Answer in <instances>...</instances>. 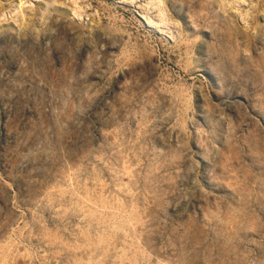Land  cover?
I'll return each mask as SVG.
<instances>
[{"label": "rangeland", "instance_id": "1", "mask_svg": "<svg viewBox=\"0 0 264 264\" xmlns=\"http://www.w3.org/2000/svg\"><path fill=\"white\" fill-rule=\"evenodd\" d=\"M0 264H264V0H0Z\"/></svg>", "mask_w": 264, "mask_h": 264}]
</instances>
